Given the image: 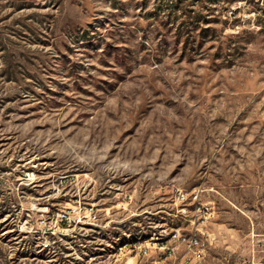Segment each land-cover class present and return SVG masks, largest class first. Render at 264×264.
Here are the masks:
<instances>
[{
    "label": "rangeland",
    "instance_id": "374dc122",
    "mask_svg": "<svg viewBox=\"0 0 264 264\" xmlns=\"http://www.w3.org/2000/svg\"><path fill=\"white\" fill-rule=\"evenodd\" d=\"M197 187L264 264V0H0V264H160Z\"/></svg>",
    "mask_w": 264,
    "mask_h": 264
},
{
    "label": "built area",
    "instance_id": "2783aa9c",
    "mask_svg": "<svg viewBox=\"0 0 264 264\" xmlns=\"http://www.w3.org/2000/svg\"><path fill=\"white\" fill-rule=\"evenodd\" d=\"M205 191L204 187H197L190 192L180 193L179 200L182 205L181 211L184 215H189V209L187 204H193L194 214L191 215L190 223L192 227L189 231H181L180 227L173 228L170 232L167 229H163L159 236V243L161 248L165 249V256L159 259L160 264H169L165 262L168 258H174L172 264H208L206 262L209 250H210V238L211 233L206 230V225L211 215L213 214V206L210 202L202 201L201 197ZM94 208L91 207V212ZM58 215L61 216V220L68 218L66 213L59 212ZM96 219L97 216L94 215ZM175 241L184 246V254L180 261L176 260L177 257L174 246H170L168 241ZM156 244V243H150ZM45 248L49 247V243L45 242L43 245ZM141 248L143 254H148L150 252V245L144 244L141 246H135Z\"/></svg>",
    "mask_w": 264,
    "mask_h": 264
},
{
    "label": "bare ground",
    "instance_id": "6f19581e",
    "mask_svg": "<svg viewBox=\"0 0 264 264\" xmlns=\"http://www.w3.org/2000/svg\"><path fill=\"white\" fill-rule=\"evenodd\" d=\"M153 238V237H152ZM157 239L158 240H156V241H151V243H157V241H159V237H157ZM152 240V239H151ZM145 242V241H144ZM137 243V242H136ZM142 243H139V246L141 245ZM146 244H147V242H146ZM124 247V246H123ZM123 247H120V250H123Z\"/></svg>",
    "mask_w": 264,
    "mask_h": 264
}]
</instances>
